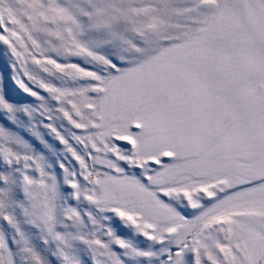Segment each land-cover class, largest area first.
Wrapping results in <instances>:
<instances>
[{
    "label": "snow or ice",
    "instance_id": "6c2138e0",
    "mask_svg": "<svg viewBox=\"0 0 264 264\" xmlns=\"http://www.w3.org/2000/svg\"><path fill=\"white\" fill-rule=\"evenodd\" d=\"M0 264H264V0H0Z\"/></svg>",
    "mask_w": 264,
    "mask_h": 264
}]
</instances>
